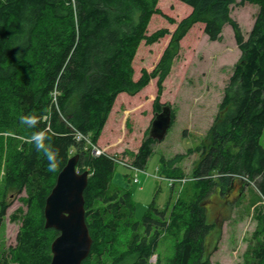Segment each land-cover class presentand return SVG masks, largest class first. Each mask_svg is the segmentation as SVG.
Listing matches in <instances>:
<instances>
[{"label": "trees", "instance_id": "trees-1", "mask_svg": "<svg viewBox=\"0 0 264 264\" xmlns=\"http://www.w3.org/2000/svg\"><path fill=\"white\" fill-rule=\"evenodd\" d=\"M176 1L191 12L177 23L175 31L162 27L148 34L147 25L154 15L176 23L158 7L159 0H0L3 194L24 192L22 200L27 206L17 219L16 245L0 264H50L51 243L59 233L44 227L45 200L58 173L75 154L79 155L77 171L89 173L83 196L92 246L82 264H151L159 239L166 235L174 239V253L167 264H212L211 255L221 235L208 220L205 203L216 187L224 182L231 185L241 175L255 182L264 197V142H260L264 131V0ZM247 3L260 8L245 38L230 16V7ZM198 23L211 42H220L224 25H230L240 57L205 140L194 150L199 160L191 173L193 180L187 182L194 192L188 199L178 196L167 216L165 209L159 211L152 205L142 221H137L130 190L111 182L121 157L94 156L84 139L77 143L73 137L82 133L99 148L96 145L117 97L138 94L152 79H157L153 109L161 111L165 106L159 102L163 82L179 42ZM167 35L170 41L156 67L151 72L142 69L134 79L132 62L140 43L151 45ZM33 115L41 121L37 128L20 124L21 117ZM174 121L172 111V125ZM149 130L136 152H123L141 170L156 142ZM33 131H44L50 137L60 161L57 172H48L43 153L27 142ZM183 158L161 157L163 177L185 178L176 166ZM6 210L2 200L0 225ZM260 221L263 241L252 247L251 264H264V219ZM105 253L110 257L108 263Z\"/></svg>", "mask_w": 264, "mask_h": 264}, {"label": "rangeland", "instance_id": "rangeland-1", "mask_svg": "<svg viewBox=\"0 0 264 264\" xmlns=\"http://www.w3.org/2000/svg\"><path fill=\"white\" fill-rule=\"evenodd\" d=\"M158 7L176 23L170 24L161 16L154 15L147 25L148 34L162 27L173 33L177 23L191 12L188 6L176 0H159ZM230 8L231 18L238 23L246 38L260 5L247 3L243 6L232 5ZM170 38L171 35H167L151 45L140 43L132 62L134 79L140 77L142 69L151 72L156 67ZM239 57L234 33L228 24L223 27L220 42L209 41L200 23L193 25L181 38L159 100L171 107L175 115L174 124L162 141L155 142L153 152L142 170L135 172L127 166L116 164L111 179L113 185L130 190L135 206V220L142 221L152 205L159 211L165 209L167 216L178 196L188 199L194 192L193 185L187 184L193 180L191 173L199 160V154L194 150L205 140ZM156 82L157 79H152L134 96L124 93L117 97L99 138L98 146L101 150L108 155L117 154L121 160L132 163L131 155L123 152H136L148 133L155 113L153 102L157 95ZM111 141L115 142L114 146L108 150L103 149ZM260 142H264V131ZM178 155L184 157L176 166L184 175L183 179H186L183 183L185 185L178 182L170 184L161 170V157L170 160ZM133 178L138 182L134 183ZM233 179L238 180L239 184L232 189L229 183L224 182L216 187V191L205 203L207 218L217 226V232L220 231L221 235L211 255L212 264H251L252 247L263 241V235L259 232L262 227L260 220L264 219V197L255 182L245 181L241 175ZM3 183V172L0 171V203L5 200L7 204L0 225V259L16 245L20 228V220L17 219L27 211L22 200L25 193L7 192L4 195ZM173 245L172 237L162 236L151 264H167L174 253ZM103 257L105 263H108L110 257L106 253Z\"/></svg>", "mask_w": 264, "mask_h": 264}, {"label": "water", "instance_id": "water-1", "mask_svg": "<svg viewBox=\"0 0 264 264\" xmlns=\"http://www.w3.org/2000/svg\"><path fill=\"white\" fill-rule=\"evenodd\" d=\"M171 126L172 109L165 105L154 114L150 138L162 141ZM78 159V154L68 159L45 200L44 227L59 233L51 243L50 264H82L91 251L92 239L86 224L83 196L89 173L77 171Z\"/></svg>", "mask_w": 264, "mask_h": 264}, {"label": "clouds", "instance_id": "clouds-1", "mask_svg": "<svg viewBox=\"0 0 264 264\" xmlns=\"http://www.w3.org/2000/svg\"><path fill=\"white\" fill-rule=\"evenodd\" d=\"M40 120L33 116H24L20 119V124L26 126L28 129H35L40 124ZM6 136L12 135L11 133H5ZM75 142L79 143L84 139L82 133L77 132L73 137ZM27 142L34 145L37 152L43 153V157L47 162V171L55 173L59 169L60 161L58 159V153L53 149L51 139L44 131H33L30 137L27 138Z\"/></svg>", "mask_w": 264, "mask_h": 264}, {"label": "built area", "instance_id": "built-area-1", "mask_svg": "<svg viewBox=\"0 0 264 264\" xmlns=\"http://www.w3.org/2000/svg\"><path fill=\"white\" fill-rule=\"evenodd\" d=\"M84 140L87 142V146H91V150L90 151H91V154L92 155H94V156H100L101 154L106 153L103 150H101V149L95 147L94 145H92L90 143V141L85 136H84ZM116 162L118 164H121V165H124V166L129 167L130 169H132L135 172H139L141 170V169H138L137 167H135L134 165L129 164V163H127V162H125V161H123L121 159L116 160ZM236 176L238 177V175H236ZM241 179H243L245 181H248L247 178L244 177V176H241ZM168 180H169L170 184L177 183V182L183 184V183L186 182V179H168ZM133 182L134 183H137L138 180L136 178H133Z\"/></svg>", "mask_w": 264, "mask_h": 264}, {"label": "crops", "instance_id": "crops-1", "mask_svg": "<svg viewBox=\"0 0 264 264\" xmlns=\"http://www.w3.org/2000/svg\"><path fill=\"white\" fill-rule=\"evenodd\" d=\"M122 94H124V93H122ZM122 94H120V95H122ZM111 111H112V110H111ZM107 121H108V120H107ZM106 123H107V122H106ZM105 125H106V124H105ZM104 129H105V127H104ZM104 129H103L102 133L104 132ZM99 142H100V139H99L98 143H99ZM98 143H97V146H98ZM114 144H115V142L111 141V142L108 143V145L105 144V146L103 147V149L108 150L110 147H113ZM112 145H113V146H112Z\"/></svg>", "mask_w": 264, "mask_h": 264}, {"label": "flooded vegetation", "instance_id": "flooded-vegetation-1", "mask_svg": "<svg viewBox=\"0 0 264 264\" xmlns=\"http://www.w3.org/2000/svg\"><path fill=\"white\" fill-rule=\"evenodd\" d=\"M236 184H239V181L238 180H235V179H232L231 180V188L233 189V187L236 185ZM230 188V189H231ZM230 191V190H229Z\"/></svg>", "mask_w": 264, "mask_h": 264}]
</instances>
